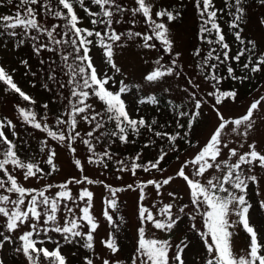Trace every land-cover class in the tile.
<instances>
[{
    "label": "snow or ice",
    "instance_id": "snow-or-ice-1",
    "mask_svg": "<svg viewBox=\"0 0 264 264\" xmlns=\"http://www.w3.org/2000/svg\"><path fill=\"white\" fill-rule=\"evenodd\" d=\"M7 3L13 4V0H7ZM245 3L246 0H234L233 3L225 0L226 7L234 9L229 13L231 20L228 26L230 30H234L232 34L240 45L236 54L230 56L231 48L218 23L217 13L223 10L217 9L213 0H194L200 21L198 39L209 48L206 55H202L203 50L197 47L193 55L199 57L196 68L199 69L201 77L212 82L213 90L206 95L213 98L212 111L217 118V126L193 157L184 160L174 175L166 177L163 173L167 169L161 166V162L169 152L180 151L177 141L182 140L190 147H196L188 137L193 124L198 122L200 110L206 101L203 96L198 98L197 92H189L185 88L184 91L188 92L192 101L193 110L179 111V117L188 119L186 124L181 123L180 119H176L175 123L176 129H184L187 125V130L183 133L175 129L172 133L155 131L153 127L157 124L155 119L149 123L142 116L138 119L133 118L127 110L126 101L122 96L131 90L130 87L121 80L114 91L110 82L114 81L116 73L121 72L114 56L116 47H125L123 43H119L122 38L127 40L139 38L142 41L139 47L157 51L163 49L171 58L170 63H162L164 56L155 59L154 67L143 77L145 81L159 83L166 77H179L182 74V67L178 64L181 53L176 52L173 55L174 43L168 27V23L178 18L179 12L168 7L154 10V0H134V6L131 7H125L121 0H19L13 15L0 16V29L3 30L0 35L7 32L11 37L20 36L21 39L18 41L20 45L25 39L31 40L32 51L37 56L47 51L58 57V60L41 59L40 63L48 65L47 79L57 86L56 95L64 102L63 110L53 114L55 122L54 125H50L48 120L51 109L47 103L42 105L46 111L39 119L34 110L17 106L16 110L24 124L44 133L47 138L62 145L74 156L77 153L74 145L79 140L89 153L86 157L87 163L102 166L104 169L108 167L106 161L113 160L111 145L116 141L122 144L135 143L129 139V134L138 136L142 128H147L157 138H166L170 146L167 150L161 147L156 157L147 162L142 160V150L132 157L115 160V164L118 165L116 171L119 173L130 172L136 176L137 170L145 173L155 170L161 174L159 179L137 180L135 184L130 183L126 188L113 187L102 180H93L83 175L85 165L81 159L74 158L72 163L81 173L79 178L73 176L61 183H45L40 188H26L13 173L21 170L25 181L30 178L45 180L59 171L55 164L58 154L48 143V139H41L39 153L43 159L37 160L35 156L22 159L18 143L9 139L5 132V129H8L12 137H17L16 125L7 118L0 119V252H3L5 244H10L14 245L12 249L14 253L25 257L27 264H40L41 256L47 264H67V259L60 250L62 243L53 240L52 233L59 234L64 245L77 244L92 252L93 233L99 227V221L92 212L94 193L88 187H81L78 193H73L70 186L103 185L109 196L104 198L105 207L102 215L113 228H117L118 225L114 223L109 209L118 208L117 194L126 189L138 190L139 224L133 251L128 257L130 264H185L182 258L187 247L185 240L173 246L169 239H158L149 236L147 232L150 225L152 229L170 233L182 216H187L193 221L191 225L193 229H196L197 218L202 220L203 230H196L199 231L206 249L205 264H264V244L258 241L257 231L250 226L251 204L247 199L250 183L259 182L255 169L258 167L264 171V151L258 150L255 142L247 143L249 133L256 124L254 113L264 117L262 103L264 95L251 102L239 117L226 118L218 107L226 101L234 103L238 95L236 90L222 91L218 87L224 78L218 73L220 65L226 66L228 77L241 82L249 77L236 76L230 61L239 64L241 58L246 57L242 67L251 73H258L264 68V53H257L255 41L251 39L246 41L242 37L241 23L246 14V8L243 6ZM258 3L264 6V0H258ZM93 7L96 8L95 11L92 10ZM81 10L91 27L83 25L84 18L79 15ZM129 14L133 19L127 22L135 25V18L142 17L147 26L146 30L141 32L129 28L117 32L114 25L126 23L124 16ZM40 17H50L53 23L48 24ZM165 18L168 23L165 22ZM260 23L264 25V18ZM17 28H20L21 32L17 33L15 31ZM213 34L215 38H210ZM94 47L101 50L102 61L112 70V75L108 71L101 72L95 65L94 57L90 55ZM20 63L28 66L26 60H21ZM61 74L65 79H59ZM0 82L7 86L6 90L17 93L23 101L36 104L32 97L18 87L13 81V76L3 65H0ZM188 83L196 89L199 88V84H194L191 78L188 79ZM43 87L48 91L53 90L47 83ZM136 87L138 90L139 86ZM60 90H66L68 94L64 95ZM164 91L168 92L169 89L165 88ZM92 98L103 105L102 111L95 109L90 102ZM136 103L155 105L158 101L155 95H151L139 98ZM174 107L179 109L180 105ZM80 122L90 126L83 135L78 130ZM109 124L112 127H108ZM160 127L163 128L164 125ZM231 134H235V139L226 140L225 137ZM237 142V147L230 146ZM154 143V140H150L143 147L149 148ZM246 143L248 150L240 151L244 149ZM96 144L106 146L103 151L98 152ZM176 159H180L179 155ZM41 163L47 165L49 170L45 171ZM189 168L190 171H186ZM120 178L117 176V179ZM177 178L186 184L189 193L188 203H177L183 197L176 191L168 190L166 193L163 191ZM149 186L153 188L157 197L151 207L144 204L149 196L146 191ZM165 195L169 198L167 203L164 202ZM261 206L264 207V202ZM120 220L122 221L123 217H120ZM237 225H242L250 237L247 250L241 255H237L233 250L235 233L231 229ZM47 243H54L55 248L49 250L43 246ZM101 243L113 255L120 251L112 232H109ZM173 247L175 251L170 255ZM83 261L84 264H94L89 256H85ZM0 264H5L2 258ZM102 264H110V261L104 259ZM115 264L128 262L118 260Z\"/></svg>",
    "mask_w": 264,
    "mask_h": 264
},
{
    "label": "rangeland",
    "instance_id": "rangeland-1",
    "mask_svg": "<svg viewBox=\"0 0 264 264\" xmlns=\"http://www.w3.org/2000/svg\"><path fill=\"white\" fill-rule=\"evenodd\" d=\"M225 0H213L215 7L220 9L224 4ZM121 3L125 7L134 6V0H121ZM155 9L158 10L160 7H168L170 10L175 9L180 13L178 18L171 23H168L166 18L165 22L168 23V27L171 34V39L174 43L173 55L176 52L181 53L178 64L182 67V74L179 77L171 76L166 77L159 83H149L143 79V77L154 67L153 61L160 56H164L162 63H170V57L163 52V49L159 51L154 49H143L138 45L142 43L139 38L134 40H127L122 38L125 47H116L115 49V62L121 69L120 73H116L114 76V81L110 82L112 90L118 88V82L123 80L125 84L130 87V91L124 94L122 98L126 101L127 110L133 116V118L143 117L147 122H151L153 119L157 121L154 125L155 131H167L172 133L173 130L180 131L183 133L187 130V125L184 129H176V119H180L181 123L187 121V117H179V111L193 110L192 101L189 99L188 92L184 89L187 88L189 92L195 91L198 93V98L203 96L206 103L202 105L201 116L198 118V122H195L192 127V131L189 133V139L192 141L193 145L196 147H190L185 144L184 141H177L180 151L169 152L165 160L161 162V166L166 168L167 171L163 173V176L174 175L176 170L179 168L180 164L187 159H191L193 154L202 146L206 139L209 138L210 133L213 131L214 127L217 126V118L215 113L212 111L213 98L206 95L207 92L212 91L211 83L204 80L196 68V61L199 59L193 55L194 50L199 47L203 50L202 55L206 48L201 45L198 39L197 31L199 29V18L194 7V0H154ZM225 5V4H224ZM246 8V14L244 16L245 32L244 35L249 37V39L256 42L257 53H264V25H261L260 20L264 18V7L257 5L251 0H246L243 5ZM16 6L8 4L6 0H0V16L5 14H11ZM93 11L96 10L95 7L92 8ZM79 15L84 18L85 14L83 11H79ZM218 23L223 27V34L226 37V42L231 48L230 56L236 54L237 47L232 43V36L228 33L227 25L223 22L221 16L222 12L217 13ZM41 20H46L48 24L53 23L52 18L40 17ZM133 19L130 14L124 16V21L126 23L114 25L117 32H123L131 28L133 31H145L146 25L143 22V18L137 16L135 18V25L131 24L130 21ZM83 25L91 27L90 22L87 18H84ZM11 31V30H9ZM17 33L21 32L20 28L15 30ZM0 32H3L0 29ZM35 34V33H33ZM21 39L20 36L11 37L4 32L0 35V65H3L6 70L13 76V81L30 97H32L36 104L32 105L29 102L23 101L17 93L6 90V85L0 82V119L7 118L11 120L13 124L16 125L15 131L18 134L17 137H12L11 132L5 129L6 134H8L9 139L15 140L19 147V155L22 159H30L35 156L37 160H42L43 157L39 153V145L41 139H48V143L55 148L57 152V157L55 159V164L59 171L53 173L52 176L47 177L45 180H36L35 178H30L25 181L23 179V174L21 170H16L13 174L18 177V180L26 188H40L45 183H61L67 178L77 177L79 178L81 173L72 163L74 158L81 159L82 163L85 165V172L83 175L88 176L93 180H102L106 184L112 185L113 187L126 188L128 184H135L137 180L147 181L148 179L161 178V174L153 170L151 173H145L142 170H137V175L133 176L130 172L119 173L116 171L118 165L115 164V160L124 159L125 157H132L138 151L143 152L142 160L147 162L156 157L159 149L164 147L166 150L170 147L167 144L166 138H157L154 136L153 132L148 131L147 128L140 129V135L129 134V139L134 140L135 143L122 144L116 141L111 145L110 151L114 154L113 160L106 161L108 167L104 169L102 166H97L93 164H88L86 157L89 155L85 146L79 142H76L74 147L77 149L75 156L67 151L62 145L57 142L47 138L44 133L35 130L28 125L24 124L22 119L17 112V106L30 108L37 113V118L46 111L42 105L47 103L51 111L49 112L48 123L54 125L55 117L53 114H58L63 110L64 102L60 101L56 95L57 86L52 82L48 81L47 76L49 73V68L47 64H41L40 60L44 59L49 61L50 58L54 57L53 53L44 51L41 55L37 56L32 51V41L25 39V42L20 45L18 41ZM248 39V40H249ZM159 48V44L157 42ZM99 48H93L90 55L94 57L95 65L101 72L108 71L110 75L113 74L112 70L108 68L102 61ZM21 60H26L28 66L20 63ZM59 62V61H58ZM246 62V58L242 57L239 64L235 61H231L230 66L234 68V74L236 76H245L249 78L241 82L240 80L230 81L231 78L228 77L226 66L223 65V70L219 74L224 77L222 79L223 83L219 84L218 87L222 91H227L228 82L235 88L238 95L236 101L233 103L231 101H226L223 105L218 106L220 111L226 118H235L242 115L245 109L249 106L251 102L258 99L261 95H264V68L258 73H251L250 71L243 69L242 65ZM207 71V69H206ZM35 73V75H33ZM191 78L194 84H199V88H194L188 83V79ZM59 79H65L61 74ZM47 83L52 91L46 90L43 85ZM34 85V86H33ZM224 85V87L222 86ZM139 89L137 90V87ZM168 88L169 91L165 92L164 89ZM226 88V89H225ZM67 95L66 90H60ZM155 95L158 103L155 105L145 103L139 105L136 101L141 98H147L148 96ZM168 100L171 101L167 107L164 102ZM90 102L94 105L97 111L103 110V105L92 98ZM264 103V102H262ZM174 105H180L177 109ZM256 117V124L253 130L250 131L247 143L255 142L257 144L258 150L264 151V117H261L258 113H254ZM164 125L163 128L160 126ZM89 125L84 122L79 123L78 130L83 135L89 130ZM108 127H112L111 124ZM226 140L235 139V134H231L225 137ZM150 140H154L155 143L150 145L149 148H144L143 145L148 143ZM26 142V143H25ZM95 143V141H94ZM247 143L244 149L240 151H247ZM105 144H96V150L98 152L103 151ZM230 146L237 147V143H233ZM227 150L225 149V153ZM179 155L180 159L177 160L176 156ZM45 171H48V166L41 163ZM186 171H190V168ZM211 171V170H210ZM255 174L258 176L259 182L256 184H251L247 190V199L251 204L249 210L250 226H253L258 233V241L264 244V207L261 203L264 202V171L258 167L255 169ZM120 176V179H117ZM73 193H78L79 188L88 187L90 191L94 193L93 200V214L97 217L99 221V227L94 235V250L89 252L77 244L64 245L63 238L56 233H52L53 240H59L62 243L61 253L66 257L67 264H84L83 258L89 256L93 259L94 264H102L104 259H108L110 264H115L116 261L128 262L129 255L133 251L134 243L137 235V227L139 224L137 218V207H138V190L126 189L117 194L116 200L118 208L116 210L109 209V213L113 215V221L117 228H113L104 219L102 212L105 207L104 198L109 196V193L104 188L103 185H71ZM168 190L176 191L180 196L183 197L182 200L177 203H188L189 193L185 182L177 178L173 183L166 187L163 191L165 193ZM146 191L149 193L148 198L144 201L145 206L151 207L153 201L157 200L155 192L151 186H149ZM167 196L164 197V202H168ZM123 217V220H120ZM231 219H236L231 217ZM193 221H191L187 216H182L176 227L170 232H161L159 230L152 229L149 225L147 232L149 236H154L158 239H169L174 246L181 240H185L187 247L184 250L182 258L185 264H205L206 259V249L204 243L199 234V230L202 229V220L198 217L195 221L196 229L191 227ZM87 231V229H85ZM235 233L233 237V250L237 255H241L247 250L250 237L243 229L242 225H237L231 229ZM112 232L117 241V245L120 249L115 255H113L108 249L104 247L101 243L103 239L108 236V233ZM41 245H38L40 247ZM49 250L55 248L54 243H47L43 245ZM14 245L5 244L3 252H0V258H2L5 264H27L25 257L22 254H17L13 252ZM175 248L170 251V255L174 253ZM75 253V254H73ZM40 264H47V261L43 260L41 256Z\"/></svg>",
    "mask_w": 264,
    "mask_h": 264
},
{
    "label": "trees",
    "instance_id": "trees-1",
    "mask_svg": "<svg viewBox=\"0 0 264 264\" xmlns=\"http://www.w3.org/2000/svg\"><path fill=\"white\" fill-rule=\"evenodd\" d=\"M251 1H253V2H255L257 5H259V6H261L259 3H258V0H251ZM6 2H7V0H6ZM19 2V0H13V4L12 5H14V6H16V4ZM228 2L229 3H233L234 2V0H228ZM224 4H225V1H224ZM222 5L221 6V8L220 9H222L223 11H221L222 12V16H221V18H222V20H223V22L227 25V28H228V33L232 36V43L234 44V45H236V47H237V50H238V48L240 47V45L238 44V42H236L235 41V38H234V36H233V34H232V32L234 31V30H230L229 29V26H228V22L231 20V16L229 15V13L231 12V11H234V9H230V8H228V7H226V5ZM262 7H264V6H262ZM14 9V8H13ZM16 10L17 9H14V11L11 13V14H5V15H13L15 12H16ZM244 18H243V22L241 23V27L243 28V32H242V37L247 41L248 39H249V37H247L246 35H244V32H245V25L243 24L244 23ZM199 25H200V21H199ZM198 25V26H199ZM221 28H222V31H224L223 30V27L221 26ZM197 36H198V31H197ZM210 38H215L214 37V34H213V36L212 37H210ZM200 41V40H199ZM201 45H204L205 46V48H206V51L204 52V54L206 55V53H207V51H208V48H209V46L208 45H206V44H203V43H201ZM213 47H217V46H215V45H213ZM199 58V57H198ZM246 58V57H245ZM214 62V61H213ZM231 62V61H230ZM222 70H223V65H220V67H219V69H218V73L220 74L221 72H222ZM230 81H233V79H231ZM231 82H228L226 85H228V87H227V91H229V90H235V88H233V86L230 84ZM221 84H225V83H223V81L221 80V83H220V85ZM223 87H224V85H222ZM226 89V88H225ZM171 101L170 100H168L167 102H164V105L167 107L168 105H170L169 103H170Z\"/></svg>",
    "mask_w": 264,
    "mask_h": 264
}]
</instances>
